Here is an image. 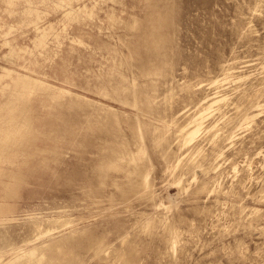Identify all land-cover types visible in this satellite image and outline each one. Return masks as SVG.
<instances>
[{
	"label": "bare ground",
	"instance_id": "obj_1",
	"mask_svg": "<svg viewBox=\"0 0 264 264\" xmlns=\"http://www.w3.org/2000/svg\"><path fill=\"white\" fill-rule=\"evenodd\" d=\"M25 1V14L40 19L31 0ZM109 1L124 5V0H94L90 8L84 5L78 10L71 0L55 2L66 22L94 19L97 5L109 6ZM143 2V18L122 20L126 30L139 31L132 46L142 45L136 51L116 32L121 20L114 7L107 11L111 35L117 33L121 43L108 49L112 64L106 76L96 77L92 89L105 101L69 100L77 118L86 115L79 128L86 126L88 135L71 129L56 133L58 139L67 138L71 145L90 152L91 158L80 165L83 169L70 178L84 194L75 200L85 205L108 202L102 208L110 215V224L79 228V221L96 214L66 211L75 200L55 206L63 210L54 214L33 213L17 221L14 203L8 199L22 195L36 138L27 98L36 90H54L25 77L0 107V264H187L185 251L192 242L187 237L197 242L220 205L238 202L240 189L252 196L264 194V170L255 173L248 158L238 164L229 159L248 145L241 140L235 146L236 130L250 124L264 108V69L259 77H252L236 65L239 46L264 55V33L259 34L264 29V0H230L220 7L231 15L228 22L218 19L214 9L218 0H194L184 12L177 0ZM183 28L191 41L201 44L189 53L177 40ZM47 32L39 35L35 46H43ZM54 38L60 41L58 34ZM218 74L236 83L231 93L197 87L205 77L217 83ZM201 129L204 134L196 135ZM262 135H251L249 142ZM44 151L52 153V160L59 155L56 148ZM49 159L45 154L41 161ZM232 168L231 183L224 185L221 178ZM162 184L174 185L176 196H162ZM243 208L242 204L230 207L234 214ZM233 224L253 226L241 217Z\"/></svg>",
	"mask_w": 264,
	"mask_h": 264
},
{
	"label": "rangeland",
	"instance_id": "obj_2",
	"mask_svg": "<svg viewBox=\"0 0 264 264\" xmlns=\"http://www.w3.org/2000/svg\"><path fill=\"white\" fill-rule=\"evenodd\" d=\"M6 1L0 0V107L17 89L16 84L25 77L34 82H42L49 89L55 90L54 98L51 96L54 90L44 92L36 90L27 98L34 127L32 132L36 136L26 166L28 181L24 184L20 197L8 199L14 203L17 221H21L33 213L54 214L62 209L55 206L60 207L76 198L84 197L79 183L70 178L73 172L83 169L80 165L86 164L91 154L85 148L71 145L67 138L58 139L56 133L62 135L64 130L71 129L78 135H88L89 130L86 126L79 128L81 122L86 123V115L81 114L77 118L74 110L68 107L69 100L72 97L79 102L94 98L105 101L104 98L94 94L92 89L96 77L106 76L112 64V59L108 58V49L120 45L117 33L122 35L133 51L141 47V42L137 47L132 46L137 40L139 31H128L122 25L130 21L133 16L143 18L145 11L144 0H124V5L109 1V6L101 2L97 5L94 19L80 18V21L73 19L65 22L62 9L56 4L58 0H31L32 7L42 16L40 19L35 14H25L28 7L25 0H13V4H8ZM177 2L184 12L194 0H177ZM218 2L219 4L214 6L218 19L228 22L231 20V15L220 10V7L227 5L230 0H218ZM70 3L74 9L79 10L84 5L90 8L94 0H71ZM112 7L121 20L116 26L117 33L114 35H111L107 17V11ZM225 13L227 16L224 15ZM44 31L48 32L43 46H35L34 42ZM52 33L58 34L59 42ZM263 33L264 29L261 28L259 34ZM177 40L185 53L201 46L197 41L190 40L185 28L180 32ZM11 47H14V52L10 54ZM123 51L126 53L127 49L124 48ZM237 55L236 65L240 72L250 73L252 77L260 76L264 69V55L250 54L243 45L237 48ZM180 73L181 70H178L177 76ZM218 75L217 78L221 80L217 83L211 82L212 77H205L197 87L202 85L205 92H213L217 89L229 90L235 86L236 83L231 79H223V75ZM214 86L218 88L213 89ZM15 111H19V108ZM78 119H80L79 123ZM222 120L217 122L219 127L222 126ZM257 132L264 134V108L250 124H244L236 130V135L239 137L235 146H238L241 140L248 142V145L245 151L229 157L237 161L236 164L243 158L252 160L255 173L264 170V137L257 142H249L250 136ZM203 134L204 130L201 129L196 135ZM52 148H56L59 153L56 160H52V153L44 151ZM45 154L50 159L43 162L41 159ZM238 169L240 170V167L237 165L236 170ZM233 170L234 168L230 169V173L221 178L224 185L231 183ZM161 186L164 188L162 196L166 197L167 194L176 196L174 185ZM2 189L3 185L0 183V194ZM240 193L241 199L238 202L229 201L219 206L212 224H208L202 230L197 242L193 241L192 236L187 237L192 239L191 245L185 251L187 264H264V194L252 196L243 189H240ZM234 204L243 205L241 213L232 212L230 207ZM74 205L73 208H66V211L73 215L81 213L87 215L90 212L96 214L94 217L79 221L77 223L79 228L102 227L110 224V215L102 208L108 206V202L85 205L84 201H76ZM255 210H259V213ZM238 217L243 218L244 222L251 221L253 226L248 229L234 226L233 222ZM17 221L15 224H18Z\"/></svg>",
	"mask_w": 264,
	"mask_h": 264
}]
</instances>
